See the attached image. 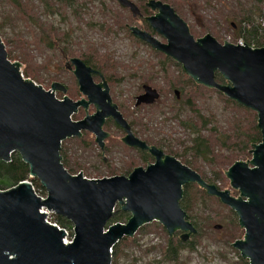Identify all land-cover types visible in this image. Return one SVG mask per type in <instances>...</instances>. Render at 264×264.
Segmentation results:
<instances>
[{
    "label": "water",
    "instance_id": "water-1",
    "mask_svg": "<svg viewBox=\"0 0 264 264\" xmlns=\"http://www.w3.org/2000/svg\"><path fill=\"white\" fill-rule=\"evenodd\" d=\"M116 1L130 10L133 19L140 16L130 0ZM148 6L159 11L148 19L149 24L168 44H160L135 27H129L130 32L182 66L197 85L216 90L257 115L262 142L253 147L250 161L236 162L225 172L239 198L207 184L176 158L163 161V153L156 148L150 149L156 164L147 170H135L129 178L88 180L82 173L72 176L61 162L63 142L80 138L81 132L87 131L103 149L108 137L103 126L108 118L125 129L127 146L141 150L148 147L134 138L112 105L108 87L102 92L100 86L93 85V70L81 60L73 59L71 64L81 92L97 106V113L75 122L72 117L79 107L89 104L60 101L55 95L57 85L46 91L25 80L20 65L10 62L0 37V161L8 163L13 154L19 153L30 168V177L40 182L47 195L43 201L29 182L0 191V264H112L113 247L152 223L160 224L170 236L177 230L184 232L181 241L186 243L198 233L180 207L183 188L190 184H197L237 215L245 237L234 243L233 249L249 264H264V48L220 44L210 35L197 41L172 7L156 1ZM217 75L227 84H219ZM144 91L136 98L137 108L160 99L157 90L145 87ZM118 206L131 218L127 224L109 226ZM42 208L73 226L72 244L64 245V232L46 222L40 213Z\"/></svg>",
    "mask_w": 264,
    "mask_h": 264
},
{
    "label": "rangeland",
    "instance_id": "rangeland-1",
    "mask_svg": "<svg viewBox=\"0 0 264 264\" xmlns=\"http://www.w3.org/2000/svg\"><path fill=\"white\" fill-rule=\"evenodd\" d=\"M135 3L143 4L148 0H132ZM167 2L171 7L180 14L181 18L188 24L194 39L204 38L207 35L212 36L220 44L235 45L234 34H238V29L232 27L233 19L226 18L220 14V10L226 8L230 11L232 1L228 0H162ZM249 1L252 5L255 0ZM30 9L35 6L39 7L37 0H26ZM103 3V4H100ZM94 3H96L94 5ZM229 4V5H228ZM257 4V3H256ZM10 8V4H7ZM261 6V3L259 4ZM74 9L80 13V18L75 19L70 16L68 22L70 29L77 30L81 28L78 35L80 38L74 39L69 46L70 54H62L59 46L56 50L46 47V43H39L38 40H31L30 26L27 21L29 17L22 18L24 26L19 24L21 29H25L17 36L9 35L5 40V48L10 57L12 64H19L21 73L25 80L34 82L44 90L49 91L53 83L63 80H70L71 97H77V88L72 81L74 78L66 72L65 59L79 58L82 55L97 58H90L92 61L98 60L101 71L110 75L115 81L114 87L111 86V95L115 104H117L129 121L134 122L139 133H150L152 140L161 145V148L169 154L173 153L176 157H183L193 162L198 168L200 175L208 180H212L214 175L212 169L221 173V179L218 180V186L224 191H230L234 197L239 194L235 192L230 182L226 178V173L236 162H247L252 159L250 149L240 152L239 146L242 142H247L252 128V116L237 107L228 104L224 99L219 98L215 93H210L201 101L199 97L193 101V111H200L203 116L216 118L217 131L221 136V142L216 148V158L214 165L204 163L199 160L195 162L194 153L189 151L192 147V137L188 131L184 130L178 120H174L172 112L177 108H168L170 101L168 89L169 86L162 80L165 76L163 68L167 71L166 75L174 79L177 71L174 67L164 61V58H155L152 53L143 45H139L129 33L122 30L120 25L134 26L135 23L128 11L119 6L116 0H75ZM65 10V9H64ZM14 14V13H13ZM88 14V15H87ZM15 15V14H14ZM113 18L117 26L112 23ZM27 19V21H26ZM84 19V21H82ZM54 21V19H53ZM60 18H55L56 25L63 27ZM86 23L92 24L96 28L86 27ZM110 23V24H108ZM106 25L103 30L98 26ZM238 28V27H237ZM109 34V35H108ZM34 40V41H33ZM63 51V50H62ZM12 58V59H11ZM118 81H122L117 82ZM144 85H151L159 89L163 97L160 103L154 108L136 109L135 97L142 92ZM168 86V87H167ZM76 89V90H75ZM188 97L182 99L183 105H186ZM190 109L184 110L185 116L183 121L193 115ZM93 110L90 111V114ZM84 113H80L78 118L83 119ZM258 125V118H257ZM213 125L210 126V129ZM148 131V132H145ZM111 132L112 137L107 142L111 147L110 155L106 157L113 161V169L121 170L120 163L133 159L135 154L128 151L122 143V134L112 128L107 129ZM208 132L203 133L207 137ZM92 138L86 135L84 139L78 141H67L64 149L67 151L69 163L77 165L82 170H78L77 175L81 174L88 180H102L113 178L116 175L109 173L105 167H102V154L92 146ZM237 145V151H235ZM232 152V153H231ZM173 155V156H174ZM194 159V160H193ZM234 162V163H233ZM233 163V164H229ZM208 164V165H207ZM218 168L220 170H218ZM99 170V171H98ZM197 170V169H196ZM204 170V171H203ZM226 172V173H225ZM72 175V176H77ZM40 198H46L40 191L36 193ZM193 201L190 210V219L193 222L200 219L201 236L195 239V252L183 250L176 255L174 261L170 262L164 256L163 251L167 242L166 234L162 226L152 223L140 233L134 236L135 243L125 245L122 254L118 256L117 264H240L239 252L233 249V244L237 241H243L245 231L239 226L240 230L235 227L231 220L230 210L224 205H219L214 200H207L206 206L210 216L204 215L200 207L196 205L197 198L201 194L197 188L191 193ZM190 221V222H191ZM191 222V223H192ZM193 224V223H192ZM239 225V222H238ZM110 226V225H109ZM221 226L218 230L216 227ZM202 237V238H201ZM201 238V239H200Z\"/></svg>",
    "mask_w": 264,
    "mask_h": 264
},
{
    "label": "trees",
    "instance_id": "trees-1",
    "mask_svg": "<svg viewBox=\"0 0 264 264\" xmlns=\"http://www.w3.org/2000/svg\"><path fill=\"white\" fill-rule=\"evenodd\" d=\"M26 0H0V37L5 44V40L7 41V37L9 35L17 36L22 33L25 29H21L19 24L24 26L22 18L29 17L30 20L26 21L31 24L30 32H31V40L35 39L38 40L39 43H46V47L49 49L56 50V47L59 46L65 53L70 54L69 46L72 45V41L74 39H78L81 35L78 33L82 30L78 27L77 30L72 28L70 29V23L68 22L70 16L75 19L80 18V13L74 9L75 0H37L39 7L35 6L33 9H30L25 2ZM92 3L97 0H89ZM214 1V0H213ZM216 1V0H215ZM232 1L230 4L231 10L229 11L227 8L225 10L221 9L220 14L222 16L229 17V19H233L234 25L232 27L237 26L238 34L236 36L235 41L238 39H243L244 43L248 47L254 46V49H263L264 48V27L262 26L260 20L264 19V0H255L254 4L252 5L249 1L243 0H228ZM218 2V1H216ZM257 3V4H256ZM261 3V6L259 5ZM7 4H10V8ZM96 3H94L95 5ZM100 4H103L100 2ZM229 5V4H228ZM65 9V10H64ZM66 12H71L70 16ZM15 15H14V14ZM88 15V14H87ZM55 18H60L62 23L64 24L63 27L56 25ZM54 19V21H53ZM112 23L116 26V22L113 18H110ZM84 21V19L82 20ZM110 24V23H108ZM106 25L98 26L99 29L103 30V27ZM86 27L90 29L96 28L92 24L86 23ZM120 28L127 32V28L125 25H120ZM109 35V34H108ZM130 37L132 36L129 33ZM79 40V39H78ZM34 41V40H33ZM90 58L96 59L97 57L94 55H90ZM83 60L87 63V65L94 67L95 69L101 70L100 65L97 63L98 60L92 61L89 57H85L82 55ZM10 59V57H9ZM12 59V58H11ZM168 60V59H167ZM169 61V60H168ZM169 64L175 66L179 69L181 73V77L188 79V84L185 85L184 88V99H187L186 102V109H183L184 106L182 105V100L179 101V108L177 111L172 112L174 120H178L182 128L189 132V134L194 137L192 140V147L189 148V151L194 153L195 162L202 161L204 163H211L214 165V158H216V148L218 144L221 142V136L217 131V126L215 125L217 122L216 118H207L202 115V113L198 111H193V101L198 98V102L203 100L204 97L206 98L208 94L215 93L219 98L224 99L228 104H231L238 109L249 113L252 116V128L251 133L249 135V139L247 142H242V146H239L240 152H244L247 149L252 150L255 145H259L262 142V134L257 126V115L248 110L244 107L240 106L239 104L230 101L224 95L219 93L216 90H209L202 86L197 85L192 81L183 71L180 65H177L175 62L170 61ZM163 68V72H164ZM163 80L167 81L169 88H178L181 84L173 83V79L169 78L168 76H162ZM217 82L220 84H224V80L220 75H217L216 78ZM211 93V94H212ZM194 96H197L194 98ZM175 104L177 103V99L174 100ZM190 109L194 113L190 117H188L187 121H183V117L185 116L184 110ZM213 125V128L210 129V126ZM208 132L207 137L203 136V133ZM66 140L63 142L61 147V162L64 168L67 170L68 173L71 175H77L78 170H82L77 165L72 167V164L69 163V157L67 151L64 149V144L67 143ZM235 151H237V145H235ZM251 152V151H250ZM232 153V152H231ZM183 159V157H179ZM193 159V160H194ZM181 162L186 165L187 167L191 168L193 171L197 172L200 175L199 167L196 168L188 159L181 160ZM234 163V162H233ZM233 163H229L230 165ZM102 165H104L102 160ZM208 165V164H207ZM234 165V164H233ZM232 165V166H233ZM231 166V167H232ZM230 167V168H231ZM197 169V170H196ZM218 170H220L218 168ZM99 171V170H98ZM204 171V170H203ZM115 174V173H112ZM212 174L214 178L212 180H208L205 177L201 176L204 181L209 184L218 186V180L221 179V173L217 172V170L212 169ZM29 182L31 183L32 187L35 189V192L40 191L42 195H46L45 190L42 188L40 182L37 179H32L30 177V168L24 164L22 161L21 156L19 153H15L11 157V161L8 163H4L0 161V191H8L11 190L21 183ZM197 188L201 194L200 198H197L196 205H198L201 209L200 211L204 213L206 216H210L211 214L208 213V208L206 206V201L211 199L216 201L219 205H222L218 199L209 197L205 190L201 189L198 185L190 184L184 188V197L181 202V207L185 213H187L189 220L190 219V210L192 209L193 201H191V193L193 190ZM231 220L234 222L235 227L239 230L238 225V218L237 215L230 210ZM131 216L129 214H125L121 211L120 206L116 208V213L112 218L111 222L109 223L110 226L114 224H127ZM55 223L61 227L62 229H68L73 231V226L64 218L54 216ZM192 222V221H191ZM193 225L199 230V234L196 235L193 241L188 243H183L180 240L174 241L170 239L163 229L164 233L167 237V242L165 243L163 254L167 258L168 261L172 262L175 260L176 255L183 250H189L190 252H195L196 245L198 243L194 242L195 239L201 236L200 231H202L200 227V219L197 218L194 220ZM149 226V225H147ZM142 227L137 233H141L145 227ZM163 228V227H162ZM241 231V230H240ZM202 238V237H201ZM200 238V239H201ZM135 240L133 238H124L120 241L116 246L112 249V264H117L118 256H120L123 252L122 248L127 244H134ZM239 259L241 261L240 264H249L247 260H243L239 255Z\"/></svg>",
    "mask_w": 264,
    "mask_h": 264
},
{
    "label": "flooded vegetation",
    "instance_id": "flooded-vegetation-1",
    "mask_svg": "<svg viewBox=\"0 0 264 264\" xmlns=\"http://www.w3.org/2000/svg\"><path fill=\"white\" fill-rule=\"evenodd\" d=\"M132 3H134L139 11H140V16H138L136 19H133L132 17V14L130 12V10L128 9H124L125 11H128L129 14L131 15V18L132 20L137 23V25L135 24L134 26H130V25H126V28L127 30L130 32L129 30V27H135L137 29H139L141 32L143 33H146L148 35H150L153 39H155L156 41H158L160 44L162 45H166L168 44L167 40L157 34L153 28L151 27V25L149 24L148 22V19H151V18H154L156 17L157 15H159V11H153L151 9V7L148 6L149 2L151 1H156V2H161L163 4H166V5H169L167 2L165 1H162V0H148L146 1L145 3L143 4H139V3H135L134 1L130 0ZM120 6V5H119ZM170 6V5H169ZM121 7V6H120ZM171 7V6H170ZM122 8V7H121ZM173 8V7H172ZM175 10V8H173ZM176 14L181 18L180 14H178V12L175 10ZM182 19V18H181ZM183 20V19H182ZM184 21V20H183ZM185 22V21H184ZM186 23V22H185ZM187 24V23H186ZM188 26V24H187ZM189 28V27H188ZM237 29V26L235 27ZM190 30V28H189ZM191 33V31H190ZM130 34L132 35L131 37L139 44V45H143L145 46L151 53L153 56H155V58H164V61L166 63L169 64L170 61H173L171 58H168L166 57L164 54L162 53H159L158 51L152 49L148 44L144 43L143 41H141L140 39L136 38L131 32ZM192 35V34H191ZM193 36V35H192ZM200 39H203L202 38H198L196 39L197 41L200 40ZM62 54L64 55L65 52L62 51ZM67 54V53H66ZM73 59H79V58H71V59H65L66 63H65V69H66V72H68L72 78H74V80L72 79L74 85H75V88H77V97L75 98H72L71 96V88H70V80L67 82L65 80L61 81V82H55L53 83V85H57L58 86V91L55 93L56 95V98L60 101H63L65 99H69L71 101H73L74 103H79V102H87L89 105L84 108V107H79L78 111L76 114L73 115L72 117V120L75 121V122H80V121H83L85 120L87 117H93L96 113H97V106L93 103H90V99L85 96L81 90H80V85H79V81L77 80V77L75 75V67L71 64V61ZM169 61H168V60ZM81 60L88 68H91L93 70V72L91 73V80L93 82V85L94 86H100L101 87V91L102 92H105L106 91V88L105 86L108 87L109 89V95L111 97V100H112V105L113 106H116L117 107V110L118 112L122 115V117L124 118V120L127 122V124L129 125L130 127V130H131V133L133 134L134 138L137 139L138 141H140L141 143L145 144L147 147H148V150H141L140 148L138 147H129L127 146L125 143H124V139L126 138L127 136V132L125 131L124 128H122L121 126H119L117 124V122L115 121L114 118H108L106 121H105V124L103 126V131L108 135L107 139L104 141V148L101 149V147L99 146V144H97L96 142V137L92 134V133H89L87 131H84V132H81V137L80 138H71V139H67L69 141H80L82 139L85 138L86 135H89L90 138H92V146L89 145V149L91 150V148L93 147H96L99 151H100V154H102V160H103V163L104 165H102V167H105L106 170L109 172V173H115L116 176H119V177H126V178H129L131 176V174L137 170V169H143V170H147L149 167L153 166L156 164V158L150 153V149L152 148H156L157 150L161 151L163 153V161L166 159V157H173V158H176L178 161L181 162V160H179L178 156L176 157L173 153H168L166 150L162 149L161 148V145L157 144L156 141L152 140V135L148 132V131H145V132H148V133H139V129L135 127L134 125V122L132 121H129L128 118L126 117V114L123 113V111L121 110V108L114 103L113 101V98H112V95H111V86L114 87V83L116 80H114L110 75H107L105 74L103 71L99 70V69H95L94 67L92 66H89L87 65V63L82 60V59H79ZM174 62V61H173ZM177 64V63H176ZM171 65V64H170ZM178 65V64H177ZM172 67H174L177 71V76L174 77V81L173 83L175 84H178L179 82H181L180 86H179V89L178 88H167L168 89V93H169V97L171 98L170 101H167L169 104H168V108H179V101L183 99V96L185 95L184 93V88H185V85L188 84V79L187 78H184V77H181V73L179 71V69H177L175 66L171 65ZM182 68V66H181ZM183 69V68H182ZM167 71L164 70V74L166 75ZM167 76V75H166ZM217 78V77H216ZM163 80V78H162ZM117 82H122V81H118ZM164 82L166 84L167 81L164 80ZM195 83V82H194ZM220 84V83H219ZM227 83L224 81V84H221V85H226ZM52 85V86H53ZM179 85V84H178ZM145 87H150L154 90H157V92L160 94V99L159 101H157L155 104L153 105H141L140 107H136L134 106L136 109L140 110L141 108H154L156 107L159 103H160V100L162 99L163 97V94L162 92L151 86V85H144L142 87V92L137 96L139 97L140 95H143L145 93L144 91V88ZM168 87V86H167ZM135 97V104H136V98ZM175 99H177V103L175 104ZM184 101L182 102V105H183ZM184 106V105H183ZM183 109H186V106H184ZM93 110V113L90 114V111ZM84 113L85 114V117L83 119H79L78 116L80 113ZM109 128H112L118 132H120L123 136L122 140H121V143L122 145L128 149V151L132 152L133 154H135L136 157H134L133 159H129L127 162H122L120 163V166H121V170L118 171L117 169H113V161H110L107 157H106V154H109L110 155V151H111V147L107 144V142L111 139L112 137V134L111 132H107V129ZM66 141V140H65ZM174 155V156H173ZM182 163V162H181ZM183 164V163H182ZM184 165V164H183ZM186 166V165H185ZM115 176V177H116ZM201 176V175H200ZM203 179V178H202ZM206 182V181H205ZM207 183V182H206ZM209 184V183H207ZM193 185H197V184H193ZM209 185H212V184H209ZM188 186V185H187ZM219 191H224L222 190L221 187L219 186H216L214 185ZM186 187V186H185ZM184 187V188H185ZM183 188V190H184ZM238 193V192H237ZM239 194V193H238ZM231 196L233 198H239L238 197H234V195H232L231 193ZM184 197V196H183ZM210 197V196H209ZM213 198V197H212ZM217 199V198H216ZM219 200V199H218ZM182 202V200H181ZM181 202H180V207H181ZM219 202L221 203V201L219 200ZM222 204V203H221ZM228 208V207H226ZM182 209V207H181ZM229 209V208H228ZM183 210V209H182ZM231 210V209H229ZM187 215V213H186ZM238 218V217H237ZM188 222H190L189 220V217L187 215V219H186ZM158 224V223H157ZM160 225V224H159ZM161 226V225H160ZM194 226V225H193ZM195 227V226H194ZM196 228V227H195ZM164 229V228H163ZM197 229V228H196ZM166 231V230H165ZM198 233L196 235L199 234V230L197 229ZM168 237L170 239H173L174 241H177V240H180L181 241V237L184 235V232H181V231H176L172 236H170L168 234V232L166 231ZM196 235H193V236H190L188 242L190 241H193L194 237ZM186 242V243H188Z\"/></svg>",
    "mask_w": 264,
    "mask_h": 264
},
{
    "label": "built area",
    "instance_id": "built-area-1",
    "mask_svg": "<svg viewBox=\"0 0 264 264\" xmlns=\"http://www.w3.org/2000/svg\"><path fill=\"white\" fill-rule=\"evenodd\" d=\"M260 22H261V24H262V26L264 27V19H261L260 20ZM240 46V47H245L244 45H245V43H244V41H243V39H238L236 42H235V46ZM251 49H253V50H255L254 49V46H252V47H250ZM34 189V188H33ZM34 191H35V189H34ZM43 201H45L46 200V198H41ZM40 213L42 214V215H45V217H46V222L49 224V225H51L52 227H55V228H57L59 231H63L64 232V234H65V238H64V240H63V242H64V245L65 246H68V245H70V244H72L73 243V240H74V231H70V230H68V229H62L61 227H59L56 223H55V221H54V216H55V214L53 213V212H51V211H49L48 209H46V208H42L41 210H40ZM105 233H107V232H105Z\"/></svg>",
    "mask_w": 264,
    "mask_h": 264
}]
</instances>
